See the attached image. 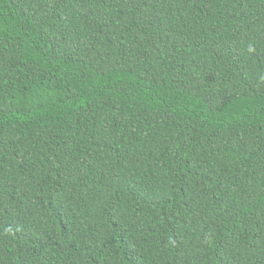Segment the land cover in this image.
Instances as JSON below:
<instances>
[{
  "label": "trees",
  "instance_id": "1",
  "mask_svg": "<svg viewBox=\"0 0 264 264\" xmlns=\"http://www.w3.org/2000/svg\"><path fill=\"white\" fill-rule=\"evenodd\" d=\"M0 264H264V0H0Z\"/></svg>",
  "mask_w": 264,
  "mask_h": 264
}]
</instances>
